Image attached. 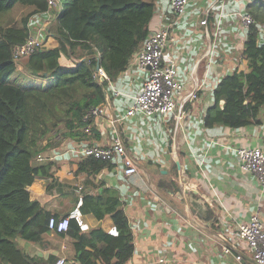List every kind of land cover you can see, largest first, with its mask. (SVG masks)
Returning a JSON list of instances; mask_svg holds the SVG:
<instances>
[{
    "label": "crops",
    "instance_id": "1",
    "mask_svg": "<svg viewBox=\"0 0 264 264\" xmlns=\"http://www.w3.org/2000/svg\"><path fill=\"white\" fill-rule=\"evenodd\" d=\"M249 9L264 19V0H189L181 15L172 12L169 0H158L149 28L169 24L174 37L163 57L176 64L183 89L176 97L181 113L178 124L174 114L124 117L147 76V70L136 65L134 54L111 82L121 93L112 92L103 113L93 119L98 137L88 133L83 144L108 145L121 135L137 171L123 174L121 156H115L110 167L88 177L74 173L77 155L56 156L52 177H40L29 185L31 197L51 213L62 214L78 208V188L98 192L109 187L121 198L133 235V253L124 264H158L159 258L168 264H254L246 243L237 237V225L255 212L264 220V186L242 170L233 148L261 144L264 125L235 129L203 125L214 101L213 86L222 76L246 69L241 53L248 26L240 14H250ZM205 14L207 23L201 24ZM259 29L264 36V23ZM46 37L44 46L55 47L54 39ZM195 82L200 83L197 97L182 100ZM81 145L82 141L71 139L61 144L63 153L79 152ZM80 215L86 230L113 231L109 216L97 220L92 214ZM23 245L51 264L59 257L68 264L74 261L72 240L64 233L49 230L42 239ZM237 254L242 258L236 259Z\"/></svg>",
    "mask_w": 264,
    "mask_h": 264
},
{
    "label": "trees",
    "instance_id": "2",
    "mask_svg": "<svg viewBox=\"0 0 264 264\" xmlns=\"http://www.w3.org/2000/svg\"><path fill=\"white\" fill-rule=\"evenodd\" d=\"M157 1L55 0L50 5L47 0H0V264H51L16 242L42 239L50 216L70 217L64 233L75 252L70 264H124L132 255L133 235L123 203L109 187L98 192L78 188V208L61 214L44 209L31 197L29 185L52 177L56 156L77 155L74 173L88 177L111 166L114 156L105 160L73 150L63 153L61 144L71 139L82 141L80 148L96 145L83 144L88 133L98 137L94 118L85 115L106 103L105 92L111 99L109 82L116 81L150 34ZM16 6L30 10L17 18L12 13ZM247 11L255 20L243 40L246 69L222 76L213 86L214 101L203 116L206 128L264 125V36L259 29L264 19L253 9ZM48 12L44 32L56 46L37 48L18 67L13 47L33 32L30 17ZM96 66L107 78L98 75ZM259 145L264 146V136ZM70 147L77 149L76 144ZM37 155L53 157L47 162ZM74 213L92 214L97 220L109 216L113 231L86 230L77 225ZM63 264H68L66 259Z\"/></svg>",
    "mask_w": 264,
    "mask_h": 264
},
{
    "label": "built area",
    "instance_id": "3",
    "mask_svg": "<svg viewBox=\"0 0 264 264\" xmlns=\"http://www.w3.org/2000/svg\"><path fill=\"white\" fill-rule=\"evenodd\" d=\"M47 1L50 5H55V0ZM188 1L169 0V7L174 14L181 15L185 12ZM240 20L246 26H249L254 21L248 13H241ZM200 23H207V14L204 15ZM173 39L169 24H164L151 31L140 49L135 53L136 65L142 70H147V76L142 83L141 90L132 97V102L127 107L124 117L135 114L143 116H168L169 114H174L178 124L181 113L176 97L182 94L183 89L178 78L176 64L173 61L167 62L163 57L166 46ZM41 46H44L43 38L37 33H30L22 43L13 47L12 58L19 60ZM97 73L102 78H107L102 68H97ZM109 83L115 94L121 93L113 87L111 82ZM199 85V82H195L194 88L182 95V100L195 99ZM103 111V105L93 107L86 113L85 118H95L102 114ZM177 124L176 126H178ZM88 128L89 125L84 130H88ZM233 150L242 170L253 175L264 186V146H236ZM79 152L85 156L92 155L105 160L112 159L115 155H120L123 174L130 175L137 171L135 160L131 154L127 153L120 136H115L108 147L98 145L84 146L79 148ZM52 157V155H37L36 158L48 162ZM72 217L77 225H83L79 213H74ZM69 220L70 217L57 219L55 216H50L47 221V227L53 232L65 233L69 226ZM237 237L246 243L253 263L264 264V220L260 218L257 212L251 214L246 222L237 225ZM223 251L229 252V249L223 247ZM235 257L238 260L242 258L241 254H237ZM64 262L65 258L59 257L54 264H63ZM158 264H168V261L164 258H159Z\"/></svg>",
    "mask_w": 264,
    "mask_h": 264
},
{
    "label": "rangeland",
    "instance_id": "4",
    "mask_svg": "<svg viewBox=\"0 0 264 264\" xmlns=\"http://www.w3.org/2000/svg\"><path fill=\"white\" fill-rule=\"evenodd\" d=\"M30 10V8L29 7H24V6H16L13 10H12V13L17 17V18H21L22 16H24L28 11ZM50 17H51V12H48L47 14H46V16H43V15H33V16H31L30 17V28H31V30L33 31L32 33H37V34H39L43 39H46L47 37L45 36V32H44V30H45V27H46V25L48 24V22H49V19H50ZM24 58V57H23ZM21 60H22V58H21ZM21 60L19 59V60H17L18 61V67H20V62H21ZM181 138V137H180ZM180 142H181V146H185V144H184V142H183V140H182V138H181V140H180ZM152 152H151V154H154V153H156L154 150H151ZM22 240L23 239H19V238H17L16 239V242H17V244L21 247L22 246V248L23 249H25V250H27L28 249V247H26V246H24L23 244L26 242V241H24V242H22Z\"/></svg>",
    "mask_w": 264,
    "mask_h": 264
},
{
    "label": "water",
    "instance_id": "5",
    "mask_svg": "<svg viewBox=\"0 0 264 264\" xmlns=\"http://www.w3.org/2000/svg\"><path fill=\"white\" fill-rule=\"evenodd\" d=\"M98 67L96 66V69H97ZM105 98H106V102L109 104V95H108V93L107 92H105ZM220 103L222 104L223 103V100H220Z\"/></svg>",
    "mask_w": 264,
    "mask_h": 264
}]
</instances>
